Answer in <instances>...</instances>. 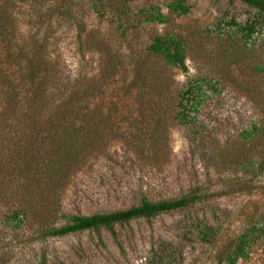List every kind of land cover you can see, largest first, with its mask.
Instances as JSON below:
<instances>
[{
    "label": "rangeland",
    "instance_id": "374dc122",
    "mask_svg": "<svg viewBox=\"0 0 264 264\" xmlns=\"http://www.w3.org/2000/svg\"><path fill=\"white\" fill-rule=\"evenodd\" d=\"M170 1L28 0L14 10L24 35L39 26L37 17L52 18L38 37L48 41L68 80L101 73L93 104L112 134L70 177L57 212L88 216L143 199L198 200L116 223L115 238L100 227L40 240L36 225L0 223V264H217L243 233L249 257L236 264H264V15L238 0H187L190 12L164 25L144 21L139 12L156 5L166 13ZM94 2L107 14L97 15ZM48 5L56 6L53 17ZM67 7L68 15L60 14ZM246 23L254 25L248 39L241 30ZM166 32L183 41L186 71L147 55L152 39ZM91 35L99 49L89 45ZM4 51L0 42V67L18 75ZM139 66L147 71L141 83ZM195 81L203 85V102L191 122L181 124L178 93Z\"/></svg>",
    "mask_w": 264,
    "mask_h": 264
},
{
    "label": "trees",
    "instance_id": "16d2710c",
    "mask_svg": "<svg viewBox=\"0 0 264 264\" xmlns=\"http://www.w3.org/2000/svg\"><path fill=\"white\" fill-rule=\"evenodd\" d=\"M17 1L25 3L28 0H0V42L5 46L7 64L15 66L19 72L9 76L0 67V223L11 229L36 225L40 240L100 227L115 238L116 223L149 219L196 202L197 196L188 195L156 202L143 199L139 205L126 210L88 216H65L57 212L70 177L92 154L101 153L103 141L112 131L104 129L107 116L93 104L101 93V73L81 82L64 77L52 59L50 44L45 38L38 37L39 27L46 23L50 25L52 18L45 15L41 21L43 17H37V22H41L39 26H31L24 35L21 28L25 23L14 10ZM238 1L264 15V0ZM55 7H47L52 17ZM100 8L98 3H92L93 11L103 17L107 12L102 13ZM165 9L166 13L152 5L139 12L144 21L161 25L168 24L171 16L180 17L190 12L187 0H172L165 4ZM68 13L69 7L60 14L67 16ZM122 13L126 12L123 10ZM29 23L28 20L27 26ZM241 30L248 39L254 32V25L246 23ZM92 37L89 45L99 49V40ZM146 52L170 68L186 71L184 43L172 33L156 35ZM142 69L140 66L137 69V83H141L146 75L147 71ZM141 73H144L143 78ZM203 96V85L197 81L179 91L176 119L181 124L191 122L190 114L198 112ZM252 131L256 132V127ZM261 166L264 169V163ZM49 219L52 222L65 219L66 222L54 226L48 224ZM247 237L246 233L241 234L230 253L219 257L217 264H236L240 259H248Z\"/></svg>",
    "mask_w": 264,
    "mask_h": 264
}]
</instances>
